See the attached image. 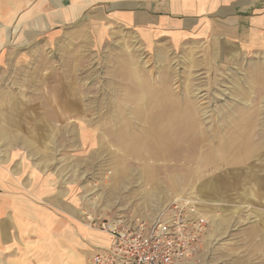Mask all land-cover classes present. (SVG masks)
<instances>
[{
    "label": "rangeland",
    "instance_id": "rangeland-1",
    "mask_svg": "<svg viewBox=\"0 0 264 264\" xmlns=\"http://www.w3.org/2000/svg\"><path fill=\"white\" fill-rule=\"evenodd\" d=\"M85 39L73 51L77 39L60 34L40 52L16 53L9 74L0 70V98L47 93L52 84L81 96L65 134L57 129L68 120L43 114V175L57 173L60 190L71 185L85 225L68 260L55 264H87L107 244L108 224L152 222L184 198L206 225L199 264H264V52L214 66L199 45ZM35 118L28 114L27 128ZM81 123L100 140L80 144ZM53 182L48 192L56 193Z\"/></svg>",
    "mask_w": 264,
    "mask_h": 264
},
{
    "label": "crops",
    "instance_id": "crops-1",
    "mask_svg": "<svg viewBox=\"0 0 264 264\" xmlns=\"http://www.w3.org/2000/svg\"><path fill=\"white\" fill-rule=\"evenodd\" d=\"M60 34L77 39L73 51L83 48L85 37L99 42L129 34L145 48L194 44L203 47L214 66L238 64L242 57L264 52V0H0V70L8 69L9 74L16 67V53L40 52ZM48 89L27 97L24 91H9L0 98V259L4 264H35L36 258L62 263L79 243V231L85 232L84 223L75 217L80 209L77 196L69 193L71 185L61 191L59 175L44 176L42 163L44 112L48 119L68 120L57 129L65 134L81 96L53 84ZM44 100L56 103L50 102L45 110ZM28 114L39 119L29 121L27 128ZM78 126L80 144L100 140L90 123ZM28 132L35 133L33 141ZM56 180V193L48 192ZM47 193L54 201L47 200ZM51 245L58 247L49 257ZM63 247L67 252L61 253Z\"/></svg>",
    "mask_w": 264,
    "mask_h": 264
},
{
    "label": "built area",
    "instance_id": "built-area-1",
    "mask_svg": "<svg viewBox=\"0 0 264 264\" xmlns=\"http://www.w3.org/2000/svg\"><path fill=\"white\" fill-rule=\"evenodd\" d=\"M180 201L167 204L149 223L108 224L107 244L90 252L87 264H199L206 225L195 204Z\"/></svg>",
    "mask_w": 264,
    "mask_h": 264
}]
</instances>
